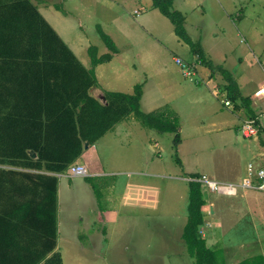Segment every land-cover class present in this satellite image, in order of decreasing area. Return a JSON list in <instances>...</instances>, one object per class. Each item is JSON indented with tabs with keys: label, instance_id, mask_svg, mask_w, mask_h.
I'll list each match as a JSON object with an SVG mask.
<instances>
[{
	"label": "rangeland",
	"instance_id": "rangeland-1",
	"mask_svg": "<svg viewBox=\"0 0 264 264\" xmlns=\"http://www.w3.org/2000/svg\"><path fill=\"white\" fill-rule=\"evenodd\" d=\"M198 1L203 12L199 10L201 5L195 11L186 10L187 32L200 41L207 59L231 71L243 93L257 92V84L264 78V0ZM137 6L131 0L124 4L121 12L127 24L121 29L114 25L113 12L97 10L82 15L84 26L73 34L102 53L106 45L97 26L106 33L114 32L119 44L125 46L122 51L129 64L118 75L109 61L100 67L103 86L130 92L131 82L142 84L143 107L159 104L166 115L176 116L178 125H182V143L174 145V132H160L143 126L136 118H125L88 148L87 158L97 157L103 166L102 173L91 177V186L84 175L67 174V169L58 176L60 252L65 264H194L181 237L187 218L188 178L198 174L197 178L204 175L217 182L239 183L247 172L250 157L238 150L243 135L236 107L243 105L241 100L233 101L227 95L221 70L202 64L196 55L193 59L181 38L182 49L169 41L160 44L162 35L149 23H140L142 16L147 11L158 13L168 23L169 31L171 21L158 9L149 10L147 4L134 14L132 9ZM64 7L68 9L65 2ZM68 18L73 24L79 21L73 14ZM135 51L139 57L133 55ZM155 53L163 72L153 69ZM176 56L190 62L197 72L183 75ZM226 98L231 105L224 104ZM224 119L232 123L220 125ZM213 124L219 129L206 132ZM202 183L207 206L201 209L212 224L201 226L206 243L220 248L225 264H236L252 254L264 255V191L238 187L236 194H226ZM106 209H117L118 216L105 213ZM103 212L106 221L99 218ZM209 225L214 230L211 235L204 231ZM87 232L94 238L100 234L101 239L91 243L87 251H67L77 243L64 236H89ZM83 240L87 242L85 237ZM75 252L80 260L74 263L70 254Z\"/></svg>",
	"mask_w": 264,
	"mask_h": 264
},
{
	"label": "trees",
	"instance_id": "trees-1",
	"mask_svg": "<svg viewBox=\"0 0 264 264\" xmlns=\"http://www.w3.org/2000/svg\"><path fill=\"white\" fill-rule=\"evenodd\" d=\"M152 5L169 18L198 61L221 70L227 95L245 104L231 72L207 59L172 0H152ZM97 30L109 51L97 55L96 46L89 45L87 68L31 0H0V243L14 247L9 264H63L60 252L53 251L56 173L68 171L85 143L93 144L129 114L144 126L174 132L175 146L181 140L176 116L140 109V83L132 92L104 90L105 102L89 93L97 83L94 66L117 50L109 34L100 26ZM85 179L90 182L91 176ZM205 202L201 182L189 178L181 237L194 264H225L220 248L208 245L201 233ZM236 264H264V255H249Z\"/></svg>",
	"mask_w": 264,
	"mask_h": 264
},
{
	"label": "crops",
	"instance_id": "crops-1",
	"mask_svg": "<svg viewBox=\"0 0 264 264\" xmlns=\"http://www.w3.org/2000/svg\"><path fill=\"white\" fill-rule=\"evenodd\" d=\"M127 1L128 0H31V2L36 6V8L40 12V14L44 17V19L56 31V33L61 37V39L68 45V47L72 50L74 55L79 59V61L83 64V66H85L87 68L90 67V65H91L89 55L87 52V47L89 45L87 42H84V40H86V39H84L83 37L81 39L78 37V34H73L74 32L78 31L79 28L81 29L84 26V23H82V15H87V16L92 15V13L94 11H97V10H100V11L106 12V13L113 12L112 20L114 21V25L117 29H121L124 25L127 24L124 17H123L122 12H121L122 7L124 6V4H126ZM131 1L135 4H138L137 7H134L132 9V12L134 14L135 13L137 14L139 12V9L141 11H143L144 7H145L144 5H146V4H147V6H149V10H154V9L157 10L158 9L152 5V0H131ZM64 2L66 3V6L68 7V9L66 7H64ZM177 3H179V5H177ZM199 5H201L199 10H201V12H203V5L198 0H172V8L179 10L184 15V26H185V19H186V10L187 11H189V10L195 11V10H197ZM135 10H138V12H135ZM147 12H145L144 15L142 16L140 23H149L152 27L156 28L159 31V34L162 35V40L164 41L163 42V41L158 39V42H160V44L165 45L164 43L166 41H169L171 46H178L181 49L184 48L183 45H181V39L174 32L172 22H171L172 31H169L168 30V23L164 19H162V17L158 13L153 12V11L152 12L147 11ZM68 14H73V15L77 16L79 19L78 23H76V24L71 23V20L68 18ZM108 34L112 38L113 42L115 43L117 50L115 52H112L111 58L109 60L104 61V62H100L94 66V73H95L97 83L95 85H92L88 90L89 93L92 96L96 97L100 102H105V98H104V94H103L104 90H116V91H121V90L103 86L101 79L99 78V75H98V69L100 67L104 66V64L108 63V61H109L110 62V64H108L109 67L111 69H113L114 72L118 75V72L121 71L124 67H127L129 64L124 60L126 55L122 51L123 49H125V46L123 44L122 45L119 44V40H118V38L114 32L108 31ZM175 38H178V39H175ZM185 44H187V43L185 42ZM157 47L158 46H156V48ZM107 51H109V50L106 46L105 49L102 51V53L107 52ZM189 51L191 52L190 47H189ZM102 53H97V55H100ZM133 55L134 56L138 55V57L140 56L138 51H135L133 53ZM153 56L155 58V61L153 64V69L157 70L158 72H163L162 67L160 66V63L158 60L159 59L158 53H155ZM192 56L194 59L195 54L192 53ZM115 59H116V61H114ZM191 61H192V59H191ZM132 65L136 66V63L133 62ZM117 75H114V79L116 78ZM235 80L237 82L240 94L242 96L246 97L245 104L242 103L243 105L236 107L237 111H239V115L238 114L237 115L239 117H241V119L238 123V127L240 126V124L244 120L249 119V118L254 119L256 127H257V133L256 134L251 135V136H244L243 135V137H241L240 141H239L238 150L240 152H245L250 157L249 162L247 163V167H246L247 172H246V174L241 176V179H242L248 173V164H251L252 168L255 170L259 165L264 163V96H260L257 92H255V90L253 92L250 91V92L243 93L241 91L240 84L237 81L236 77H235ZM134 84L135 83L131 82L132 90L130 92L133 91ZM259 84H257V86ZM143 87L144 86L141 84V96H140V100H139L140 109L142 111H145V112L152 111L155 109H159V107H160L159 104H153V105L150 104L151 106L149 104H146V105H148V107H146V108L143 107V98H144ZM186 87H188V86H186ZM243 108L245 109L244 111H243ZM242 113H244V117L240 116V115H242ZM125 118H129V120L130 119L135 120L136 117L133 114H129ZM229 119H231V118H229ZM122 120H120V121H122ZM136 120H138V119L136 118ZM119 122L115 123L110 129H112L114 126H116V124H118ZM220 122H221V120L218 121V124ZM230 123H232V122H230L228 119H224L222 121V124H220V125L229 126ZM216 125L217 124H213V126L208 127L205 131L211 132L216 127ZM217 127H216V129H219ZM110 129H108V130H110ZM201 129H202V127H201ZM180 131H182V125H179V132ZM181 143H182V139L177 145H180ZM90 146H92V144H89V145L87 144V147H86V144H84L83 150H82L81 154L79 155V157L77 158V160H75V162L82 163L86 166L87 174L84 176H91L92 177L93 175H97L99 173H102L103 166L101 164V161H99V159H97V157L87 158V156L85 155L86 152H88V148ZM29 152H30V150H29ZM32 155H34V153H32ZM40 171L46 172L45 169H42ZM51 173H54V172H51ZM84 180L86 181L87 184H90V182L88 180H86V179H84ZM202 184L203 183H201V189L203 187ZM90 186H91V184H90ZM129 186H130V182H128L126 184V186L122 192L123 196L126 194ZM59 195H60V190H59V186H58V176H57V182H56V200H57L56 201V237H55V246L53 248V251H59L60 252L62 235H61L60 221H59V217H58V214H59V208H58ZM203 205L206 207L207 206L206 202ZM209 206L211 208V211H213V204L211 202L209 203ZM104 212L105 213H113L115 215V217L118 216V210L117 209H113V210L106 209ZM104 212L101 213L99 216V218L102 219V221L103 220L106 221L105 216H104ZM103 224L105 225L104 222H103ZM206 224H211V222L209 220H206V216H204V223L202 226H204ZM85 225L88 226V228H90V226L88 225L87 222ZM211 226H212V224H211ZM211 226L204 229V231L207 230L208 235H211L212 232H214V230L211 229ZM104 229H105V226H103L102 231ZM87 233L90 235L85 236L82 233H77L76 235L71 234V237H69L67 235L64 236L65 240L71 239L72 243H74V242L77 243V245L75 244V245L71 246L70 248H68L67 251L75 250L77 253H81V251H87L90 249L91 243H93L95 241L98 242L101 239L100 234L98 235V237L94 238L93 233H89V232H87ZM84 237L87 239V242H84V240H83ZM102 239L104 240L106 238H102ZM9 245L10 244H8V243H0V264H9L13 259L14 247L9 246ZM82 249H85V250H82ZM76 252H75V254H72V253L70 254V256H72L74 263L76 261L80 260V258H78L76 256V254H77ZM50 253L51 252H49L48 254H50ZM60 255H61L63 264H65V259H64L63 253L61 254V252H60ZM77 255H79V254H77ZM27 261H30V260H27ZM26 263H28V262H24L22 264H26Z\"/></svg>",
	"mask_w": 264,
	"mask_h": 264
},
{
	"label": "built area",
	"instance_id": "built-area-1",
	"mask_svg": "<svg viewBox=\"0 0 264 264\" xmlns=\"http://www.w3.org/2000/svg\"><path fill=\"white\" fill-rule=\"evenodd\" d=\"M138 12V10H135ZM175 62L181 66L182 73L185 76H190L196 72V69L190 62L184 61L182 58L174 57ZM261 69L264 75V62L261 65ZM257 93L260 96H264V78L258 85ZM225 105H231L228 98L224 99ZM240 131L244 136H251L257 133V127L254 119H246L240 124ZM58 176L62 173H56ZM67 174L70 175H86V166L82 163L74 162L68 167ZM199 182H204L210 190H216L226 194H236L237 188H257L264 191V163L259 165L255 170L251 164H248V173L245 175L239 183L234 182H217L213 179L207 178L204 175L201 178H195Z\"/></svg>",
	"mask_w": 264,
	"mask_h": 264
},
{
	"label": "water",
	"instance_id": "water-1",
	"mask_svg": "<svg viewBox=\"0 0 264 264\" xmlns=\"http://www.w3.org/2000/svg\"><path fill=\"white\" fill-rule=\"evenodd\" d=\"M85 144H87V143H85Z\"/></svg>",
	"mask_w": 264,
	"mask_h": 264
}]
</instances>
